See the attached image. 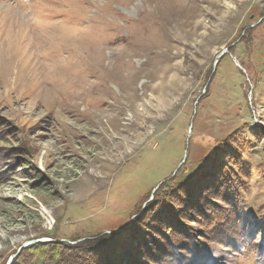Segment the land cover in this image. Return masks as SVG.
<instances>
[{
    "label": "rangeland",
    "instance_id": "obj_1",
    "mask_svg": "<svg viewBox=\"0 0 264 264\" xmlns=\"http://www.w3.org/2000/svg\"><path fill=\"white\" fill-rule=\"evenodd\" d=\"M238 130L253 171L243 205L263 214L264 0H0V264L47 233L76 243L132 227L160 180ZM209 161L184 215L157 218L202 227L221 175ZM153 229L120 240L161 259ZM226 244L210 264H256Z\"/></svg>",
    "mask_w": 264,
    "mask_h": 264
},
{
    "label": "trees",
    "instance_id": "obj_2",
    "mask_svg": "<svg viewBox=\"0 0 264 264\" xmlns=\"http://www.w3.org/2000/svg\"><path fill=\"white\" fill-rule=\"evenodd\" d=\"M227 53L218 58L215 68L219 61L221 63L223 57L229 56ZM208 90L209 87L207 86L205 93H209ZM225 140L220 147L216 146L211 151L212 154H217L216 152L219 154L221 147H223L219 157L212 159L213 155L208 154L199 159L191 170L185 166V170L180 169L172 176L168 175L160 180L156 186L161 183L151 192L153 198L146 203L144 209L136 208V212H134L136 214L132 218L134 221L132 227L127 228L126 224H121L117 228L111 229L117 231L107 233L100 230L92 235L94 238H85L76 243L59 241L60 237H57L55 233H47V237L55 240L37 241L22 248L10 264H210L211 259L217 255L214 243L222 245L224 241L227 243L226 246L236 248L238 244L241 245L240 251L248 248L253 251L252 256L255 263L264 264V213H257L243 205L246 194L252 186L250 183L253 171L250 164L246 162L245 155L249 141L243 137L241 130ZM208 161L211 164L215 163L213 165L218 164L220 166L221 175L217 181L219 184L217 198L209 199L210 203L200 207L203 213V216L199 218L202 227L199 225V221H196V226H193L190 222L184 225L180 220L176 222L177 227H173L167 225L165 220L157 218L158 214L162 213L184 215V197L182 198V196L186 194L188 187L198 182L195 175L199 173L201 166L206 165ZM259 165L258 169L264 171L263 163ZM148 196L149 191L146 192L145 199ZM214 203L218 205V208H212ZM141 210L142 212L139 214ZM234 215L240 224L230 225ZM131 216L132 214L129 217ZM195 219H197L196 215ZM147 222L155 223V229L151 232L152 239L159 242L157 251L167 249L166 254L161 259L154 260L153 254L146 252L145 248L131 249L130 244L120 240L121 235L123 236L136 227L139 228V224L145 225ZM124 225L126 228L123 227ZM226 225H229V228ZM184 226H189V228L185 230ZM237 226L240 227L239 230L236 229ZM199 227L202 230H198ZM156 229L163 232H157ZM228 231H231L233 236L229 235L228 240L224 237L222 241L220 237L228 234ZM144 232L147 233L148 231L145 230ZM260 233L262 237L259 236L257 239ZM164 234L173 237L172 244L180 250L176 249V253L169 250L170 242L164 238ZM201 235L203 236L199 237ZM241 235L242 237H240ZM81 237L72 236L69 240L75 241ZM244 239H246V243L242 245L241 241H245ZM142 240L144 241V238ZM169 252L173 254L170 256ZM105 253L106 257H104ZM155 254L158 255L159 252H155Z\"/></svg>",
    "mask_w": 264,
    "mask_h": 264
},
{
    "label": "water",
    "instance_id": "obj_3",
    "mask_svg": "<svg viewBox=\"0 0 264 264\" xmlns=\"http://www.w3.org/2000/svg\"><path fill=\"white\" fill-rule=\"evenodd\" d=\"M226 51H227V48H224V49L219 53L218 56L221 57V56L223 55V53L226 52ZM197 100H198V99H197ZM197 100H196L195 103H197ZM156 187H158V185H157ZM112 231H117V230H109V231H105V232L109 233V232H112ZM51 240H52L51 238H50V239H49V238H46V239L40 238V239H34V240H30V241H28L26 244L21 245V246L18 248V250H17L16 253H14L13 255L10 256V258H9L7 264H10V263H11L12 259L17 255V253L20 251V249H21L22 247L30 246L31 244H33V243H35V242H37V241H51Z\"/></svg>",
    "mask_w": 264,
    "mask_h": 264
}]
</instances>
